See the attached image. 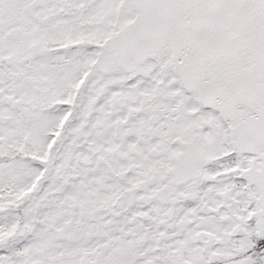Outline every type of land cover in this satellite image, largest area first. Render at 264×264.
I'll list each match as a JSON object with an SVG mask.
<instances>
[{
    "label": "snow or ice",
    "instance_id": "1",
    "mask_svg": "<svg viewBox=\"0 0 264 264\" xmlns=\"http://www.w3.org/2000/svg\"><path fill=\"white\" fill-rule=\"evenodd\" d=\"M0 264H264V0H0Z\"/></svg>",
    "mask_w": 264,
    "mask_h": 264
}]
</instances>
